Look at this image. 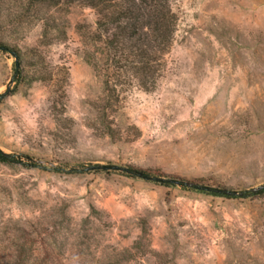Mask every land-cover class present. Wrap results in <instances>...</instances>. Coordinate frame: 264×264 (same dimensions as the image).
I'll list each match as a JSON object with an SVG mask.
<instances>
[{"label":"rangeland","instance_id":"374dc122","mask_svg":"<svg viewBox=\"0 0 264 264\" xmlns=\"http://www.w3.org/2000/svg\"><path fill=\"white\" fill-rule=\"evenodd\" d=\"M20 1L0 0L23 56L15 74L0 50V152L18 161L0 162V264H264V0H168L155 87L98 111L77 29L94 11L47 10L66 33L48 42Z\"/></svg>","mask_w":264,"mask_h":264},{"label":"trees","instance_id":"16d2710c","mask_svg":"<svg viewBox=\"0 0 264 264\" xmlns=\"http://www.w3.org/2000/svg\"><path fill=\"white\" fill-rule=\"evenodd\" d=\"M72 4L89 7L96 15L93 30L84 29L82 24L77 29L83 43L82 56L101 76L103 82V105L98 106L97 111L117 106L120 93L128 87L152 90L164 71V58L174 34L176 17L168 0H23L18 6L28 9L31 7L32 14L44 10L36 15L42 21L41 36L48 42H60L66 37L65 25L58 23V18L48 16L46 12L51 8L52 11L59 12L63 6ZM48 19L52 20L50 24ZM52 31L57 33L52 35ZM0 50L14 55L17 60L14 63V73L19 74L18 61L23 59L21 51L3 40H0ZM39 57L31 61L35 72H38L37 69L44 62ZM48 76L47 78L52 77ZM35 78L44 77L38 74ZM107 134L113 135L110 131ZM0 162L18 161L0 152ZM134 170L142 174L149 173V170L143 168L134 167ZM151 172L187 183L186 179L175 174H163L156 170ZM199 181L205 182L201 178L196 179L195 184ZM262 191L264 188L260 192Z\"/></svg>","mask_w":264,"mask_h":264}]
</instances>
